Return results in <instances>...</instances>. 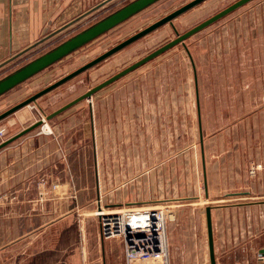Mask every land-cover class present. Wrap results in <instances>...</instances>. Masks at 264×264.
I'll return each instance as SVG.
<instances>
[{
    "label": "rangeland",
    "instance_id": "rangeland-1",
    "mask_svg": "<svg viewBox=\"0 0 264 264\" xmlns=\"http://www.w3.org/2000/svg\"><path fill=\"white\" fill-rule=\"evenodd\" d=\"M103 1L59 2L60 10L51 12L46 21L47 30L31 35L33 44L28 50H18L10 60L3 65L0 63V78L131 0H109L95 9ZM189 1L158 0L147 6L0 95V113ZM235 1L205 0L174 18L172 23L160 26L24 106L29 107L31 115L28 124L44 119L42 125L31 131L39 128L46 129L47 133L64 135L69 148L80 150L81 159L86 157V161L94 150L86 138H92L89 128L95 124L97 180L103 192L96 201L100 206L96 212L101 208L160 207L166 213L167 235L169 214L180 207L170 206L175 203L183 205L181 217L206 219L207 205L213 207L211 210L216 216L217 207L223 210L230 206L222 204L245 202L242 209L247 213L252 204L249 201L256 200L257 196L264 199V195L253 194L264 189V98L259 107L255 103L262 92L258 87L264 83L251 78L256 70L264 69V61L261 62L264 59V0L248 1L186 39L199 77L202 135L210 180L211 197L208 199L204 195L193 70L183 43L110 83L91 98L82 99L58 115L47 118L63 105ZM67 24L70 25L59 29ZM233 76L244 81L234 83L230 80ZM222 77L226 81L231 77L225 84L235 88L225 92V96L223 91L216 89L217 80ZM15 113L6 119H10L11 125L4 126L5 137L8 130L9 134H14L22 127ZM44 123L48 127L43 126ZM126 153L131 157L140 155L139 168L136 161H120V156ZM88 165L93 171L92 158ZM125 166L128 167L127 174L125 171L122 174L121 169ZM84 169L81 164L82 180H86ZM110 170H114L113 176L108 174ZM92 171L89 172L91 181ZM117 187L129 189L132 197L129 203L109 207L107 203L115 201L110 199L109 189ZM115 191L119 189L114 190V194ZM244 191L248 194L221 196L224 192ZM96 212L94 216L100 223ZM242 221L245 223L244 218ZM101 237L104 238L102 233ZM256 260L260 262L259 253Z\"/></svg>",
    "mask_w": 264,
    "mask_h": 264
},
{
    "label": "crops",
    "instance_id": "crops-1",
    "mask_svg": "<svg viewBox=\"0 0 264 264\" xmlns=\"http://www.w3.org/2000/svg\"><path fill=\"white\" fill-rule=\"evenodd\" d=\"M61 1L0 0L1 65L10 60L16 51L28 50V46L33 44L31 37L33 33L35 35L47 30L46 21L51 12L60 10L58 3ZM263 61L264 59H261V62ZM191 66L201 135L203 125L198 70L196 65V82L192 62ZM251 78L257 83H264V69L259 72L256 70L255 76ZM229 79L226 81L222 77L217 80L216 89L223 91V96L226 95L225 92L235 90L234 87L225 84ZM230 80L234 83L244 81L237 77L235 79L234 76ZM260 88L261 96H258L255 102L257 107L264 98V86L258 87ZM15 114L22 126L21 129L14 134H9L8 130L7 137L4 139L0 137V143L33 124L27 122L31 118L29 107L21 108ZM10 116L0 121V127L5 129L8 124L11 125L10 119L6 120ZM85 128L84 126V130ZM89 129L92 138H86L84 132V139L86 138L87 144L92 145L94 150L92 156H88V161L86 157L81 159L80 150L74 151L69 148L64 135L62 137L56 133H47L46 129L30 131L0 148V264H125L124 242L119 237L102 238L100 223L94 216L100 207L96 201L103 192L102 185L98 184L97 180L95 124H91ZM201 146L204 195L208 199L211 197L210 180L202 139ZM91 158L93 171L88 165ZM130 160L138 162L139 168L141 162L139 154L135 157L127 153L120 156L121 162L128 163ZM81 164L85 168L83 177L86 180L81 179ZM127 170L128 167L125 166L121 173L125 171L127 174ZM91 171L92 181L89 174ZM113 171L110 170L108 174L113 176ZM117 189L119 191H115L114 194V190ZM109 190L110 199L115 201L112 204L107 203V206L130 202L128 200L132 193L129 189L117 187ZM259 191L253 194L264 195L263 188ZM238 194L248 192H224L221 196L236 197ZM260 197L257 196V199L249 201L250 203L247 202L252 203L247 213H243L242 209L246 205L245 202L222 204L221 206H230L223 210L217 207L216 216L211 210L216 264L261 263L256 260L257 254L264 249V199ZM170 206L174 208L180 206L169 214L167 223L171 264H211L207 213L206 219L181 217L184 211L181 208L182 203ZM208 207L213 208L207 205L206 209Z\"/></svg>",
    "mask_w": 264,
    "mask_h": 264
},
{
    "label": "water",
    "instance_id": "water-1",
    "mask_svg": "<svg viewBox=\"0 0 264 264\" xmlns=\"http://www.w3.org/2000/svg\"><path fill=\"white\" fill-rule=\"evenodd\" d=\"M109 0H105L99 5L95 7L99 8L101 5L106 3ZM158 0H131L125 5L121 6L120 8L112 11L111 13L105 15L101 19L95 21L94 23L90 24L86 28L80 30L79 32L75 33L74 35L70 36L69 38L63 40L56 46L52 47L51 49L47 50L46 52L42 53L41 55L31 59L30 61L24 63L23 65L19 66L12 72L6 74L5 76L0 78V95L8 92L10 89L14 88L21 82L25 81L26 79L32 77L39 71L45 69L46 67L50 66L53 63H56L63 57L67 56L68 54L72 53L79 47L83 46L84 44L90 42L97 36L101 35L102 33L112 29L113 27L117 26L121 22L127 20L128 18L132 17L137 12L143 10L147 6L157 2ZM205 0H191L186 4L182 5L181 7L175 9L171 13L165 15L164 17L158 19L157 21L153 22L149 26L145 27L144 29L136 32L135 34L131 35L124 41L118 43L117 45L113 46L109 50L105 51L104 53L100 54L99 56L95 57L91 61L85 63L84 65L80 66L79 68L75 69L74 71L70 72L69 74L65 75L64 77L60 78L59 80L51 83L47 87L41 89L40 91L34 93L30 97L24 99L23 101L15 104L14 106L10 107L9 109L0 113V121L4 118L8 117L12 113H15L22 107L30 104L31 102H35L40 96L43 94L53 90L54 88L58 87L59 85L63 84L64 82L70 80L71 78L75 77L76 75L80 74L81 72L91 68L92 66L98 64L99 62L107 59L114 53L118 52L119 50L123 49L127 45L131 44L132 42L140 39L141 37L147 35L148 33L152 32L153 30L159 28L160 26L166 23H172L173 19L178 17L179 15L183 14L187 10L191 9L192 7L198 5L199 3ZM250 0H237L234 3L230 4L226 8L222 9L221 11L217 12L216 14L212 15L211 17L205 19L201 23L195 25L188 31L182 34H178L175 39L170 40L169 42L165 43L164 45L158 47L157 49L150 52L148 55L143 57L142 59L136 61L135 63L129 65L128 67L124 68L123 70L119 71L118 73L114 74L113 76L109 77L108 79L102 81L98 85L92 87L84 94L80 95L79 97L75 98L74 100L70 101L69 103L63 105L53 113L47 116V118H52L59 113L63 112L64 110L68 109L75 103L79 102L85 98H91L94 93L99 91L100 89L104 88L105 86L109 85L110 83L118 80L119 78L123 77L124 75L128 74L129 72L133 71L134 69L140 67L141 65L145 64L149 60L157 57L158 55L164 53L168 49L174 47L178 43H183L190 60L193 64L194 71H195V79L197 82V74H196V65L192 53L189 49V46L186 44V39L191 35L195 34L196 32L202 30L203 28L207 27L208 25L214 23L218 19L222 18L223 16L229 14L230 12L234 11L238 7L244 5ZM44 119H39L30 126L26 127L22 131L16 133L15 135L7 138L2 143H0V148L6 146L7 144L11 143L15 139L19 138L20 136L26 134L27 132L39 127L43 124ZM201 139L203 144V135L201 133ZM204 155V151H203ZM205 156V155H204ZM206 178V176H205ZM206 187L208 186L207 180L205 179ZM207 222H208V232H209V243H210V256H211V264H216V258L214 255V240H213V228H212V217H211V209L210 207L207 208ZM261 253H264V249ZM259 264H264L262 261Z\"/></svg>",
    "mask_w": 264,
    "mask_h": 264
},
{
    "label": "built area",
    "instance_id": "built-area-1",
    "mask_svg": "<svg viewBox=\"0 0 264 264\" xmlns=\"http://www.w3.org/2000/svg\"><path fill=\"white\" fill-rule=\"evenodd\" d=\"M0 137L5 138L2 127ZM133 208L99 209L96 215L100 218L103 237L123 239L127 264H171L164 210L148 206ZM259 261H264V253L259 254Z\"/></svg>",
    "mask_w": 264,
    "mask_h": 264
},
{
    "label": "bare ground",
    "instance_id": "bare-ground-1",
    "mask_svg": "<svg viewBox=\"0 0 264 264\" xmlns=\"http://www.w3.org/2000/svg\"><path fill=\"white\" fill-rule=\"evenodd\" d=\"M45 126L48 127V126H47V123L45 124ZM145 207H146V206H145ZM148 207H149V206H148ZM149 208H157V207H154V206L151 207V206H150ZM101 209H103V208H101ZM143 216H144V215H143Z\"/></svg>",
    "mask_w": 264,
    "mask_h": 264
}]
</instances>
